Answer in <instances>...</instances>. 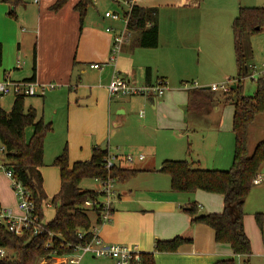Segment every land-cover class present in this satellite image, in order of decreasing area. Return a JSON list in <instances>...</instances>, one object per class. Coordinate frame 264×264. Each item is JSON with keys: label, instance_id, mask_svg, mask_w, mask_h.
Masks as SVG:
<instances>
[{"label": "crops", "instance_id": "crops-1", "mask_svg": "<svg viewBox=\"0 0 264 264\" xmlns=\"http://www.w3.org/2000/svg\"><path fill=\"white\" fill-rule=\"evenodd\" d=\"M96 1L93 0L94 5L88 11L82 29L79 13L74 9L79 0H70L59 11H52L51 9L57 0H40V4L29 10L21 9L20 5L14 7L12 4L0 2V81L9 79L14 82H25L35 77V81L40 85L55 86L53 90L47 91H50L51 96L55 95L57 90L68 89L70 109L77 111L87 109L93 114H102L104 126H106V117L111 116L112 110L115 109L118 111L119 120L114 122L112 126L120 128L124 124L120 118L126 113V108L120 104L114 105L113 101L123 98L111 100L108 92L114 71L119 72L118 68H121L120 70L125 73V75L121 73L122 77L124 76L125 78H123L128 80L131 85L137 83L136 66L146 68V86L154 85L155 77H153V70L150 67L151 59H147L151 56L136 54L135 49L141 48L137 44L140 31L131 32L128 43L123 47L124 55L119 57L116 67L104 65L101 70L91 69L93 64H106L108 62L113 37L123 26L122 23L113 22L100 15L114 11L110 7L104 12L99 10ZM204 1L206 0H137L136 5L144 9L157 10L159 45L156 49L163 44L173 45L174 42H177L185 47L195 46L201 51L202 41L212 34L224 32L226 25L229 22H234L240 7H242L240 4L236 14L235 12L230 14L234 9L233 3L230 2L228 7L226 6L219 11L221 14L219 15V22L212 28L205 24L202 10ZM161 10H166L170 14H159ZM12 13L14 15H11ZM91 14H95L93 18H89ZM108 28H113L114 33H108ZM33 40L36 41L34 45ZM249 44L251 49V38ZM35 47L37 49L36 72L33 71V59L30 65L28 61L27 64L23 62L24 59L29 60L31 55L33 57ZM127 47H131V49ZM159 58L163 64H171L166 62V55H160ZM253 70L250 66V74ZM167 75L166 70L156 71L157 79L163 80L168 85L164 80V78L167 79ZM229 79L231 77L226 75L221 80ZM213 82L216 81H205L201 85H210L207 87H211L212 84H216ZM204 88L206 87H198V89ZM213 89L219 91L218 86L217 88L211 87V90ZM72 90H74L73 93ZM194 90L197 89L186 90V95L183 97L178 95L180 91L173 90L171 87L169 93L165 94L163 98H147L153 105V109L161 110V114H164L163 116L159 114L157 117L160 130L173 132L177 130L181 134H188L189 136L195 135L193 133L202 134V136L197 137L195 135L193 137L192 141L196 144L195 148H192L194 145L189 143L188 150L192 153L191 159L182 160L180 157L175 158L177 160L165 161H189L203 170L229 171L230 169H212L215 166L213 164H216L218 159L224 160L226 153L220 141L208 146V135L207 137L205 135L212 130L211 116L216 111L219 114L216 124H218V130L221 128V114L228 107L232 109L233 132L234 108L231 105L223 106L220 103L205 113L196 114L189 110V93ZM60 95H63V92ZM179 104H182L183 107L182 114L179 111V117H169L165 110L172 109L175 115L177 114L176 110H180L177 108ZM0 108L2 107L0 106ZM140 118H143L142 113ZM144 128L146 127L144 126ZM141 157H143L142 160ZM136 158L133 157V160L135 161ZM90 159L69 161V164L71 167L77 162H85ZM109 159L115 161L112 158ZM125 159L124 161H126ZM137 159L138 162L145 161L144 156H139ZM213 159H216L215 163L212 161ZM165 161L159 167L153 163L152 167L145 166L144 168L123 166L121 159L117 160L118 163L115 161L116 167L142 171V174L137 176L145 175V178L140 184L134 186L128 184V186L122 187L123 185L115 183L117 199L113 204L112 221L100 228V237L109 244L135 246L142 255L154 254L155 264H215L220 260H235L238 264H245L249 260V264H264V241L262 245L257 242V235L251 223L246 222L244 225L245 233L252 246V254L249 258L237 257L228 246L217 245L215 232L209 227L201 224L192 225L191 219L185 211L190 204L197 203L201 212L207 210L208 214H220L224 211V199L220 195L202 191L192 195L173 193L170 177L161 173ZM42 168L40 172L43 177V188L48 198L52 199L60 191L61 180H59L57 192L48 194L45 190V174ZM0 177L1 179L5 177L9 182L4 174ZM263 183L264 178L261 177V183L257 186ZM99 187L95 190L98 191ZM10 191L7 189V192H4L0 186V208L11 209L15 215L19 216L18 201L11 186ZM88 212L92 218V223L95 224V216L91 211ZM43 213L46 224L55 219L56 211L50 204L43 206ZM177 237L192 238L193 243L183 246L177 253L173 254L155 252L156 241H170ZM100 261L114 264L111 260Z\"/></svg>", "mask_w": 264, "mask_h": 264}, {"label": "trees", "instance_id": "trees-1", "mask_svg": "<svg viewBox=\"0 0 264 264\" xmlns=\"http://www.w3.org/2000/svg\"><path fill=\"white\" fill-rule=\"evenodd\" d=\"M70 0H57L51 7L52 11L64 8ZM114 1V0H113ZM17 7L21 0H0ZM93 0H79L75 11L79 13L81 29L88 11L93 7ZM119 7H122L118 5ZM122 16H126L122 7ZM11 15H14L13 13ZM151 24V27L147 26ZM129 30L140 31L138 46L144 49H156L159 45V29L156 9H144L135 5L129 17ZM234 49L236 55L237 75L230 81L236 82V90L223 94L217 90L206 91L197 89L190 91L189 110L202 114L211 110L216 104L231 105L234 108L233 134L234 158L229 171L203 170L189 161H165L161 173L171 179V190L176 194H195L198 191L220 195L224 199V211L220 214H202L199 206L192 203L185 211L192 225H204L215 232L217 245L228 246L237 257L249 258L252 246L244 230V208L246 201L254 188V180L264 166V141L258 143L252 154L249 152L250 130L258 117L264 116V77L257 81V91L254 96L243 94L242 84L250 74L248 64L251 54L249 39L264 30V8L240 7L238 16L232 25ZM37 49L33 51V71L36 72ZM1 65V48H0ZM26 82H35V77ZM26 97L14 99L10 112L0 108V145L6 150L5 162L14 174L31 192L36 204L37 214L44 220L43 206L50 204L56 211L55 219L46 224V228L56 235L55 249L59 255L68 251H59L61 242L79 244L89 242L92 238L86 235L83 240L78 237V231H89L92 218L83 209L87 201L95 202L100 196L96 190H83L81 183L85 180L106 182L114 180L126 183L142 171L114 167L106 169L109 159L108 151L93 149L89 161L77 162L70 167L67 151L57 157L54 166L60 171L61 186L59 193L49 199L43 188V177L40 169L44 167V141L50 127L43 119H38L35 109H26ZM27 127L33 128L29 141L25 138ZM115 203V202H114ZM97 223L99 211L91 212ZM113 215V211H112ZM100 216V215H99ZM97 218V219H96ZM257 225L263 228V215H256ZM49 241L46 235L34 237L33 232H25L22 237L9 233L0 226V248L15 251V258L5 264H40L53 252L47 250L45 244ZM192 238L177 237L170 241H156L155 252L162 254L177 253L183 246L191 245ZM140 264H155L154 254H141ZM215 264H237L235 260H220ZM249 264V260L245 262Z\"/></svg>", "mask_w": 264, "mask_h": 264}, {"label": "rangeland", "instance_id": "rangeland-1", "mask_svg": "<svg viewBox=\"0 0 264 264\" xmlns=\"http://www.w3.org/2000/svg\"><path fill=\"white\" fill-rule=\"evenodd\" d=\"M96 2L98 9L103 12L108 7L115 13L120 14L124 12L122 7H119L113 0H97ZM230 2L233 3L234 7L230 14H234V12L236 14L240 4L245 8H264V0H206L204 1L205 4L202 10L207 27L211 26L213 28V25L219 22V15H221L219 11L226 6L228 7ZM22 4L24 3H21L19 7L27 10L37 6L34 4ZM10 9L12 10V7ZM159 14L170 13L166 10H161ZM94 15L91 14L89 18H93ZM100 15L104 16V14ZM232 25L233 22H229L224 32L212 34L204 39L202 41L201 51L195 46L185 47L182 44L180 45L174 42L173 45L163 44L155 50L136 48V54H147L151 56L147 59H151L150 67L153 70V77H155L153 84H156L159 79L156 76L157 70H166L168 72L167 79L164 78L168 83L165 94H168V91L172 87L173 90L180 91L178 93L179 96L184 97L187 89L210 86L201 85L202 82L204 83L209 80L216 81L213 82L216 84H212L213 86L211 85V87L217 88V86L229 82L230 79L221 80L224 76L228 75L232 79L237 74ZM32 43L34 45L36 41L33 40ZM127 48L131 49V47ZM122 54L124 55V52ZM251 54L252 56L248 64L254 69L251 71V75L255 76L254 78H247L242 84L243 94L249 97L254 96L257 91V81L261 78V72L264 66V30L251 37ZM160 55H166V62L171 64H163L159 58ZM32 59L33 57L31 55L29 60L24 59L23 62L27 64L28 61L30 65ZM118 69L120 74L125 75L120 70L121 68ZM135 73L137 83H132V85L136 88L145 87L147 82L146 68L136 66ZM56 92L53 96H51L49 91L44 98L27 97L25 100L26 109L30 107L36 109L38 119H43L44 123L50 127L44 141V167L42 168L45 174V190L48 194L57 192L60 180L59 169L53 164L56 158L63 155L65 151H67L70 162L90 159L93 154V149L99 148L104 151L107 150L109 158L114 159L116 163H118L117 160L119 159L123 160V166L144 168L145 166L152 167L154 163L156 167H159L165 160H177L175 158L180 157L182 160L191 159L192 153L188 150L189 143H192L191 145H194L192 148H195L196 144L192 141L193 137L195 135L197 137L202 136L201 133H193L195 135L189 136L188 134H181L177 130L175 132L160 130L157 117L159 114L161 116L164 114H161V110L153 109L151 102L144 97L123 98L113 101L114 105L120 104L126 108V113L120 118L124 124L120 128H114L112 124L119 120L118 111H115V109L112 110L111 116L106 117V126H104L102 114H93L87 109L77 111L69 108L68 89L64 91L60 89ZM62 92L63 95H60ZM13 101V97L4 98L0 102V106L6 112H10ZM177 108L180 110H176L177 114L175 115L172 109H166L165 111L169 117L176 118L179 117V111L182 114V104H179ZM141 113L143 118H140ZM218 117L219 114L217 111L211 116L213 123L210 125L213 127L212 130L206 133L205 137L208 135V146L220 141L226 153L224 160L218 159L217 163L213 164L215 166L212 169L229 170L233 165L235 147V137L232 132V109L228 107L222 111V125L219 130L218 124H216ZM32 135L33 128L27 127L25 130L26 140L29 141ZM262 141H264V116L258 117L250 130L248 146L250 154L253 153L258 143ZM129 156L137 158L144 156L145 161L138 162L136 158L133 163H129L125 159ZM212 161L215 163L216 159ZM0 175L3 176L1 173ZM259 176L264 178V166L260 169ZM143 178H145V175H139L126 183L117 182L116 184H121V186L123 185L122 187H126L128 184H133L134 186L140 184ZM116 184H114V187ZM0 186L4 192H7V189L11 192L9 182L5 177L4 179L0 177ZM98 187V183L93 180H85L81 183L83 190H95ZM199 212L205 215L208 214L207 210ZM257 214L263 215L262 230L257 225ZM246 222L252 224L257 235V242L262 245L264 241V183L260 186H255L247 199L244 208V225ZM85 260L83 264H110L109 262L93 260L89 257H86Z\"/></svg>", "mask_w": 264, "mask_h": 264}, {"label": "built area", "instance_id": "built-area-1", "mask_svg": "<svg viewBox=\"0 0 264 264\" xmlns=\"http://www.w3.org/2000/svg\"><path fill=\"white\" fill-rule=\"evenodd\" d=\"M25 4H40V0H21ZM117 5L122 6L127 14L125 17L119 13L107 12L104 18L113 22L122 23L121 30L113 37L112 46L110 49L109 60L106 64H93L92 70H101L104 65L117 66V61L123 52V47L128 43L131 37L129 30V17L137 0H114ZM151 27V24L147 26ZM108 33H114L113 28L107 29ZM251 75L250 78H254ZM261 77H264V66L261 72ZM249 78V77H248ZM246 80V79H245ZM236 82L230 81L228 83L218 86V90L223 94L229 93L231 85H236ZM231 84V85H230ZM166 83L163 80H158L156 84L136 88L130 82L122 77V75L115 70L108 87L110 99L115 98H131L135 96H144L146 98H161L167 91ZM232 85V86H233ZM53 85H40L35 82H14L9 79L0 81V102L9 96L17 97H44L48 90H53ZM192 89V88H190ZM187 89V90H190ZM193 89H198L194 87ZM5 148L0 145V172L3 173L10 182V186L16 195L18 201V209L20 215L17 216L11 209L0 208V226L4 227L9 233L22 237L25 232H33L34 237L46 235L49 241L45 244L47 250L53 252L49 257L42 259L40 264H83L86 257L95 260H111L114 264H140V252L135 246H126L120 244H109L105 242L99 235L100 228L112 221L113 204L117 199L114 184L116 181L108 180L102 182L96 181L99 184L98 192L101 196L95 201H87L83 206L85 211H99L98 219L101 223H95L91 226L89 231H78V237L83 240L86 235L92 236L89 242L79 244H68L61 242L59 251H68L63 255L58 254L55 249L54 240H57L56 235L51 233L46 228V223L40 218L36 211V204L33 200L31 192L21 182V180L14 174V172L7 166L5 162ZM141 160L143 157L140 158ZM127 162L133 163V157L126 158ZM116 167L113 160L108 159L106 169L111 170ZM261 183V177L257 176L254 180V185ZM96 217V216H95ZM97 219V218H96ZM15 258V251L8 248H0V264H5Z\"/></svg>", "mask_w": 264, "mask_h": 264}, {"label": "water", "instance_id": "water-1", "mask_svg": "<svg viewBox=\"0 0 264 264\" xmlns=\"http://www.w3.org/2000/svg\"><path fill=\"white\" fill-rule=\"evenodd\" d=\"M236 88H237V86H236V85H233V86L231 87V90H236ZM204 90H206V91H210V90H211V87H206V88H204Z\"/></svg>", "mask_w": 264, "mask_h": 264}]
</instances>
